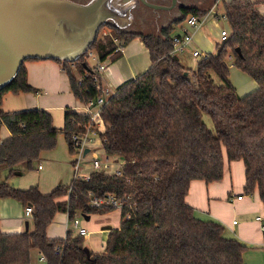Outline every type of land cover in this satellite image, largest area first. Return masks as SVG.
Instances as JSON below:
<instances>
[{
  "label": "trees",
  "instance_id": "trees-1",
  "mask_svg": "<svg viewBox=\"0 0 264 264\" xmlns=\"http://www.w3.org/2000/svg\"><path fill=\"white\" fill-rule=\"evenodd\" d=\"M262 1H226L229 35L216 42L215 51L201 57L194 69L171 54V25L188 13L203 15L208 9L187 8L157 34L120 30L110 23L99 28L88 49L95 48L99 60L108 52L116 59L119 48L136 36L150 58L149 66L119 84L102 108L101 147L106 155L124 160L122 175L94 170L87 180L72 178L48 193L36 185L21 189L0 179V198L32 205L31 229L0 230V264H28L33 249L47 264H245V246L226 237L217 220L196 217L185 196L193 179H221L225 156L243 161L244 190L251 193L256 188L264 206V14L257 6ZM105 26L118 34L119 43L100 35ZM86 54L73 62L53 58L61 62L73 96L82 103L100 93ZM229 60L255 80L254 89L237 93L228 77ZM24 61L13 80L0 88V127L6 125L11 133L0 141V169L7 167L8 175L17 164L31 167L43 151L52 149L59 131L72 151L71 134L83 131L89 122L85 112L65 110L58 128L43 108L2 110L5 92L36 89L26 80ZM212 73L220 83L214 82ZM89 192L130 194L134 205L130 216L121 217L119 226L108 231L103 251L89 249L87 255L82 235L69 231L64 237L49 238L46 228L57 212L72 218L77 210L90 214L114 209L91 207Z\"/></svg>",
  "mask_w": 264,
  "mask_h": 264
},
{
  "label": "crops",
  "instance_id": "crops-1",
  "mask_svg": "<svg viewBox=\"0 0 264 264\" xmlns=\"http://www.w3.org/2000/svg\"><path fill=\"white\" fill-rule=\"evenodd\" d=\"M257 6L259 11L264 14V1ZM214 9L216 10V6H214ZM227 29L229 30L228 23ZM190 46L193 49L195 48L193 43ZM119 50L120 55L113 60L111 59L112 52L105 54L104 62L107 64V68L99 72L100 82L103 86L116 88L125 80L137 76L150 64L148 50L138 36L131 38ZM178 54L176 56L180 61L183 59L188 60L184 51ZM229 63L230 67H235L231 60H229ZM25 69L27 82L36 89L17 93L5 92L1 101L2 110L13 111L37 107L47 110L55 118V110L59 109L61 122H53L58 128L63 126L65 110L85 112L82 102L75 98L70 90L68 76L61 62L53 58L29 59ZM232 84L239 95H243L257 86L254 79L252 81L244 79L238 85L236 83ZM10 134L7 126L1 125L0 140L7 138ZM102 152L104 153L103 149ZM72 162L73 160H70L71 168ZM17 165L15 166L16 171L22 173L25 166L18 168ZM38 165H41V163L37 164V169L42 168V165L40 168H38ZM244 169L242 160L229 161L224 156L222 178L210 182L203 179L191 180L185 200L194 208L196 217L217 220L223 225V234L226 237L236 238L245 246L242 252V259L245 264H264V206L256 188L251 193L245 192ZM6 170L8 171V168ZM58 184H68V182ZM87 216L88 218L83 215L82 225L87 228V222H89V225L99 231L96 232L99 235L91 238L94 249H90L89 245L84 244L93 252H101L105 243L103 240H106L108 231L119 226L121 212L119 209H112L105 213H90ZM26 221H28V229H31V215H25L24 205L21 202L12 197L0 198V230L3 233L28 230L25 229ZM70 226L72 225L68 220L67 212H57L47 226L46 234L49 238L64 237L69 231L73 235ZM104 229L107 232L103 231ZM28 264L47 263L45 258H40V252L33 249Z\"/></svg>",
  "mask_w": 264,
  "mask_h": 264
},
{
  "label": "water",
  "instance_id": "water-1",
  "mask_svg": "<svg viewBox=\"0 0 264 264\" xmlns=\"http://www.w3.org/2000/svg\"><path fill=\"white\" fill-rule=\"evenodd\" d=\"M138 1L154 9L169 7L148 0H0V88L13 80L27 58L73 62L88 51L104 24L126 30L133 18L131 9ZM202 3L203 0L195 7L210 6ZM150 19L149 26L142 27L141 32L159 31L154 17ZM130 30L139 31L132 26ZM84 250L88 255L89 248L84 246Z\"/></svg>",
  "mask_w": 264,
  "mask_h": 264
},
{
  "label": "built area",
  "instance_id": "built-area-1",
  "mask_svg": "<svg viewBox=\"0 0 264 264\" xmlns=\"http://www.w3.org/2000/svg\"><path fill=\"white\" fill-rule=\"evenodd\" d=\"M213 4L209 10H207L203 15H198L194 13H188L185 15L181 20L183 23L180 24L179 28L180 31L174 33L172 38V49L171 54H178L182 52L186 47H188L192 42V29L200 28L204 21L210 17H213L215 20L222 17L224 19V13H219L214 9ZM230 30L227 28L222 27L219 31V40H225L229 35ZM100 35H109L111 38L116 40L115 32L108 27H103L101 29ZM90 54L93 55L92 51H89ZM194 55L201 54V57H204L206 53L199 51L198 49L194 48L192 50ZM107 55V54H106ZM105 55V56H106ZM95 66L94 73L92 75L93 81L95 86L100 89V93L96 96L90 98L87 102L82 103L85 113L89 117V122L85 126L84 130L81 132L75 131L71 134L70 142H71V149L75 155V158L72 162L73 168V176L72 178H82L88 179L90 173L94 170L103 171L106 173H111L117 176L122 175V165L124 160L118 156H109L103 153L102 157L95 156L92 158L90 164L83 163L82 161L86 158V155L97 146H102V141L104 138L102 137L101 133L104 131L105 122L101 117L102 108L104 104L107 102L108 97L114 92V90L107 85L103 86L100 82V74L101 70L107 68V64H105L104 60H99L95 55ZM230 58V56H228ZM1 141V140H0ZM88 148L87 151L85 149ZM90 166V168H87ZM41 165H38L40 168ZM82 168L84 170H82ZM71 186H69L68 191H70ZM88 204L91 207L96 208H106L112 207L114 209H119L121 213V217H129L131 211L133 210L134 202L131 199L130 194L125 195H117L113 192H108L103 196H98L93 192L88 193ZM126 210V211H123ZM124 212V213H123ZM24 213L26 216H30L32 214V205L28 204L24 206ZM68 214V213H67ZM83 218V213L79 210L74 212L72 218L68 217L70 224L75 227L77 234L85 235L87 233V228L82 225L81 221ZM264 227V224H263ZM40 258L44 259V256L40 253Z\"/></svg>",
  "mask_w": 264,
  "mask_h": 264
},
{
  "label": "rangeland",
  "instance_id": "rangeland-1",
  "mask_svg": "<svg viewBox=\"0 0 264 264\" xmlns=\"http://www.w3.org/2000/svg\"><path fill=\"white\" fill-rule=\"evenodd\" d=\"M228 0H203L202 5H210L211 7L213 4H216V10L220 13H224V3ZM195 7V6H194ZM208 8H202L199 10H207ZM183 23L182 20L174 21L172 23V28L170 30L171 36L180 31V24ZM224 27L227 28V20L220 17L217 20H215L213 17H210L206 19L203 23V25L198 29H192L190 28V31L192 32V42L194 47L197 48L201 52H209L213 53L215 51L216 42H219V31L220 29ZM153 34H157L158 32H151ZM115 36L118 37V34L115 33ZM117 43H119V40H116ZM191 45V44H190ZM186 47L183 51L184 54H187L186 58L188 60H182L181 62L191 68L194 69L197 61L200 60L201 54L194 55L191 50V46ZM89 51L93 52V55L89 53ZM181 53V52H180ZM95 55H97V50L95 48H92L91 50L87 51V54L84 57V60L91 66H95ZM179 55V54H177ZM182 57V56H181ZM180 57V58H181ZM190 61V62H189ZM212 77L215 83H220L219 78L212 73ZM229 79L231 80V83H236L237 85L242 82V80L246 79L249 81H252L250 76L245 73L244 71L240 70L239 68L230 67L229 68ZM115 90L116 88H112ZM59 109L55 110L56 117L53 118V122L60 123L61 120L59 118ZM205 122L207 123L208 127L213 130V125L211 122V119L208 115L203 116ZM62 125V123H61ZM60 127V126H59ZM95 156L102 157L103 152L101 149V146L96 147L92 149L87 155L86 158L82 161L83 163L90 164L92 161V158ZM75 158V155L72 151L68 149L67 142L64 139V135L61 131L57 134L56 144L52 149L46 150L40 154L39 160H34L32 162L31 167H26V163L23 162L21 165H17L19 168L20 166H25L22 173H18L15 171L13 174L8 175L7 168L4 167L0 169V179H7V182L17 188L25 189L30 186L36 185L39 190L43 192H49L55 185L58 183H69L70 179L72 178V172L73 169L70 165V160H73ZM41 163L42 168L37 169V164ZM87 168H90V166H87ZM82 170H84L82 168ZM4 175V176H3ZM98 217V215H97ZM100 217V216H99ZM92 218V217H91ZM90 218V220H91ZM87 229L88 233L87 235L83 236V242L89 247L90 249L93 248V243L91 241V238H94L95 236L99 235L98 230H96L92 225H89V222H87ZM70 229L72 230L73 235H76V229L73 226H70ZM106 231L107 230H103ZM88 236V237H87ZM90 236V237H89ZM105 242V239L103 240Z\"/></svg>",
  "mask_w": 264,
  "mask_h": 264
},
{
  "label": "flooded vegetation",
  "instance_id": "flooded-vegetation-1",
  "mask_svg": "<svg viewBox=\"0 0 264 264\" xmlns=\"http://www.w3.org/2000/svg\"><path fill=\"white\" fill-rule=\"evenodd\" d=\"M85 1V0H79ZM153 3L160 4L162 6H169L167 8H152L145 5L141 1H138L137 6L131 9L133 18L128 26L130 30L131 26L141 31L142 27L149 26V16L154 17L155 26H159V30L162 26L168 24L175 18H180L183 16L184 10L190 7H194L202 0H148ZM133 30V29H132Z\"/></svg>",
  "mask_w": 264,
  "mask_h": 264
}]
</instances>
